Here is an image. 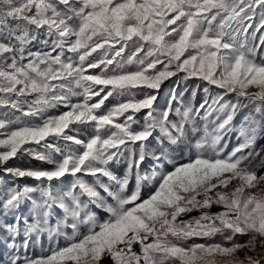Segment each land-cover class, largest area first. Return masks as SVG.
<instances>
[{"label": "snow or ice", "instance_id": "obj_1", "mask_svg": "<svg viewBox=\"0 0 264 264\" xmlns=\"http://www.w3.org/2000/svg\"><path fill=\"white\" fill-rule=\"evenodd\" d=\"M41 35L49 50L32 51ZM129 48L134 51L125 57ZM180 74L205 82L199 107L183 102L174 107V94L160 112L157 96L143 91L142 99L102 110L109 97L158 90ZM212 87L221 91L212 96ZM229 95L234 100H225ZM248 104L254 111L245 118L238 143L225 151L222 141L231 122ZM61 106L68 110L46 115ZM0 108L6 109L0 113V168L49 182L6 193L0 202L5 213L25 200L32 208L15 223L0 221V232L15 240L21 227L26 237L45 230L50 238L59 236L62 226L72 230L67 246L47 257L14 255L0 264H264L258 251L264 248V175L258 174L264 170V143H259L264 141V0H0ZM142 110L141 124L135 114ZM172 113L178 120L169 118ZM213 113L215 127L209 131L205 125L194 159L168 172L141 175L146 159L162 163L170 149L187 144L189 125L197 131L196 118L208 121ZM75 124L95 132L81 140L72 134L79 132L71 127ZM48 137L82 145V151L62 153ZM150 137L157 141L155 150L149 149ZM31 145L53 149L61 159ZM24 153L52 168L8 165ZM121 157L127 167L118 177L109 165ZM78 173L95 180L88 183ZM66 175L75 178L68 190L54 191L51 182ZM133 175L136 188L129 191ZM147 184L154 190L144 197ZM37 191L40 199H32ZM81 196L108 219L98 222L95 213L85 212ZM54 207L63 216L52 226ZM217 235L222 242H213ZM237 236L247 239L239 242ZM243 249L248 251L241 256Z\"/></svg>", "mask_w": 264, "mask_h": 264}, {"label": "rangeland", "instance_id": "obj_2", "mask_svg": "<svg viewBox=\"0 0 264 264\" xmlns=\"http://www.w3.org/2000/svg\"><path fill=\"white\" fill-rule=\"evenodd\" d=\"M42 39H44V37L41 35L37 41H34L30 45V49L32 51H48L49 49L45 48L40 43V40ZM132 51H134V49L132 48L127 49L124 54L125 57L131 54ZM134 67H135L134 65L128 66L129 69H134ZM95 72H98V70L89 69V73H95ZM182 75L183 74H180L179 76H173L167 80H164L161 83L160 88L158 90L146 89V88L135 89L133 90L136 93L134 97H116V96L109 97V99L105 101V105L102 106V110L106 111L108 108H111L114 104L118 103L121 100L142 99L143 96L141 93L143 91L151 92L157 96V100L154 102V106L160 112L168 108L169 102L172 101V97L174 94L177 96V101H173L174 107L179 106L180 102H183L186 105L192 104L196 107H199V105L203 103L206 97V94L203 91L205 82H202L196 78L184 80L181 78ZM194 91H195V95H193ZM219 91L221 90L216 89L214 87L210 88V94L212 96L216 95ZM29 99H31V97H29ZM225 100H234V97L232 95H229L225 97ZM73 102H75V98ZM67 110H68L67 108L61 106L56 109H49L46 115L55 116ZM4 111H6V109L0 108V113H3ZM145 111L146 110H142V112L135 114V118L139 120L141 124L143 123V115ZM253 111H254L253 104H248L247 107H242L237 111L236 115L233 118V121L231 122V126H230L231 130L225 136V140L222 141V143L226 142L228 144V147L227 149H225V151H230L231 148L238 143L237 136L240 130L245 126V118L248 117L250 114H252ZM215 116L216 114L213 113V115L208 118V121H205L204 119H201L199 117L196 118L195 127L197 131L193 133L191 131V125L188 126L187 144L174 146L172 149H170L168 158L165 159L162 163L153 161L151 158L146 159L145 162L141 164V175L144 174L150 175L153 171H156L158 173L168 172L173 169L174 165L187 163L189 159H194L196 155V149L194 147L195 143L203 135V129L206 124L208 126L209 131H211L215 127V124L211 123V121L215 120ZM169 118L173 121L178 120V117H176L174 113H172ZM120 120H123V117H121ZM139 126H140L139 124L132 125V127L137 130L139 129ZM71 127L75 129H79V132H73L72 134L77 135L79 139L84 141H87L95 132V129L91 126H81L75 124L72 125ZM157 135H159L158 130L154 133V136ZM48 140L53 144H55L56 147H59L62 153H67L69 150H71L72 152L79 154L80 151H82V145H75L71 142H66L59 138L53 139L52 137H48ZM149 140H150L149 149L155 150L158 147L157 141L151 137L149 138ZM259 143H264V141H260ZM31 147H34L37 149V151L49 155L50 158L54 160L61 159V153H57L53 149L46 150L42 146H36V145H31ZM125 155H127V153ZM8 165L11 167H20V168H38V169L52 168V165L49 164L48 162L37 160L33 156L28 155L26 153L18 154L17 158H14L8 162ZM109 167L110 170L113 171L115 175H117L118 177H122L126 173V167H127L125 158L121 157L119 162H110ZM258 174L264 175V170H261ZM77 176L84 179L88 183H93L95 180V177H92L84 173H78ZM74 179H75L74 177L70 175H66L65 177H62L61 180L51 182V186L53 187L54 191L58 190L59 188H63L65 191H67ZM103 179L105 183H108L107 178H103ZM25 186L48 187L49 182L44 181L43 183H41L40 181H37L34 178H30V177H23V178L14 177L12 175L6 174L3 171V169L0 168V202H2L5 199L6 193L8 191L12 189L22 190ZM135 188H136V180H135V176L133 175V177L130 178L129 191H135ZM153 190H154L153 184L142 185V196L147 197ZM31 195H32V199H36V200H39L41 197L39 191ZM80 199L86 204L84 211L95 213L98 222H103L106 219H108V214L103 210L98 209L95 205L88 203V198L86 196H81ZM31 208H32L31 200L23 201L18 209L7 213H5L2 207H0V221L15 223L16 216H21L22 218L29 217ZM212 211L213 212L220 211V208L218 206H213ZM190 215H197V213L193 212ZM62 216H63L62 210L59 209L58 207H54L51 211V215L49 216V223L52 226H55L57 220L62 218ZM30 222H35V221L30 219ZM80 230L82 232L86 231L87 226L82 225ZM70 236H72L71 228L63 227V226H62V233L59 236L54 235L52 238L49 237V234L46 230L41 232H33L30 237H26L23 231V227H21L20 235L17 236L15 240L8 239L5 233L0 232V261H6L8 258L14 255H19L21 258L25 256L30 258L47 257L51 255L53 249H58L67 246L69 241L66 239V237H70ZM246 239L247 237L245 236L236 237V240L239 242H243ZM25 240L28 241L27 247H24ZM197 242H202V241H197ZM213 242H222V237L217 235L216 237L213 238ZM13 243L15 244L16 247L15 248L9 247V245ZM133 247L134 249H138L139 245L135 244L133 245ZM247 251H248L247 249H243L240 255L243 256L244 253ZM258 251L261 255H264V248H259ZM249 254L254 255V257L257 259L260 258L259 255L253 253H249ZM103 264H108V261L105 260Z\"/></svg>", "mask_w": 264, "mask_h": 264}]
</instances>
